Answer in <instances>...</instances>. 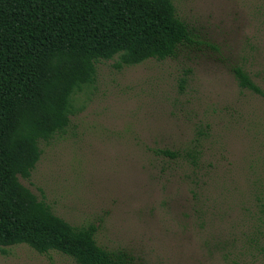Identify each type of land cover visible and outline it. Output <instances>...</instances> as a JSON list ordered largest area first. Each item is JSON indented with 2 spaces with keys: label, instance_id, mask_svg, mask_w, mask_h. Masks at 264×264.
Masks as SVG:
<instances>
[{
  "label": "rangeland",
  "instance_id": "obj_1",
  "mask_svg": "<svg viewBox=\"0 0 264 264\" xmlns=\"http://www.w3.org/2000/svg\"><path fill=\"white\" fill-rule=\"evenodd\" d=\"M170 1L190 41L97 60L18 180L120 264H264V0ZM0 264L77 263L18 243Z\"/></svg>",
  "mask_w": 264,
  "mask_h": 264
},
{
  "label": "trees",
  "instance_id": "obj_2",
  "mask_svg": "<svg viewBox=\"0 0 264 264\" xmlns=\"http://www.w3.org/2000/svg\"><path fill=\"white\" fill-rule=\"evenodd\" d=\"M188 41L170 0H0V246L24 243L77 264H120L96 243L93 226L55 215L18 175L29 177L38 140L67 126L70 94L94 80L97 60L163 59ZM234 75L260 92L241 68Z\"/></svg>",
  "mask_w": 264,
  "mask_h": 264
}]
</instances>
